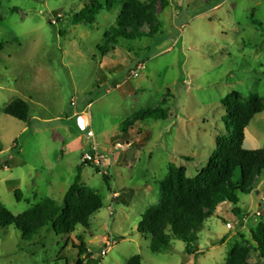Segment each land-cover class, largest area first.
<instances>
[{
  "label": "rangeland",
  "instance_id": "rangeland-1",
  "mask_svg": "<svg viewBox=\"0 0 264 264\" xmlns=\"http://www.w3.org/2000/svg\"><path fill=\"white\" fill-rule=\"evenodd\" d=\"M90 1L0 0V205L15 216L47 198L64 207L79 173L104 203L71 236L48 227L23 241L15 227H0V264H76L82 242L85 264L134 256L143 264H227L234 249L246 252L244 264H264L253 238L264 225V175L237 206L219 204L190 246L171 236L154 254L138 232L170 167L195 178L218 139L230 137L222 101L235 91L242 101L264 99V0H117L93 23L75 25ZM128 1L150 20L142 30L159 32L115 44L111 29ZM139 64L146 70L135 77ZM17 99L30 105L28 123L4 114ZM159 107L166 121H140L122 134L135 113ZM94 145L101 174L83 165ZM244 148L264 149V112L245 130Z\"/></svg>",
  "mask_w": 264,
  "mask_h": 264
},
{
  "label": "trees",
  "instance_id": "trees-1",
  "mask_svg": "<svg viewBox=\"0 0 264 264\" xmlns=\"http://www.w3.org/2000/svg\"><path fill=\"white\" fill-rule=\"evenodd\" d=\"M116 4L117 0H105L104 4L99 0H91L74 17V23H93L101 11L111 10ZM144 21L150 20L142 10L129 1L125 3L115 27L111 29L113 42L118 44L120 40L154 37L159 32V27H151L150 33H146L142 30ZM101 51L104 54L107 52L105 48ZM221 104L226 111L225 122L229 127L230 137L218 139L217 148L212 152L208 165L195 178H188L185 168L171 166L161 185V201L141 217L138 232L150 238V250L154 254H160L169 248L171 236L184 241L188 246L195 243L198 233L215 215L219 204L229 202L237 206L239 194L250 195L256 178L264 175V149L244 148L245 130L257 115L264 112V99L252 95L242 101L241 93L235 91ZM4 114L28 123L31 108L27 102L17 99L4 108ZM168 116V110L161 107L138 111L123 123L121 132L126 135L140 121H166ZM95 169L98 174L102 173L98 167ZM105 180L109 182L107 176ZM103 207V200L91 188L83 185L79 173L65 196L64 207L47 198L15 216L0 205V227H15L23 241H32L48 227L59 236H71L78 226L88 228L91 218ZM235 212L240 215L241 209H236ZM253 238L264 254V225L258 226ZM88 254L89 251L82 242L76 264H85L87 259L81 258ZM245 257V251L234 249L227 264H244ZM127 264H143V260L141 256H134Z\"/></svg>",
  "mask_w": 264,
  "mask_h": 264
},
{
  "label": "built area",
  "instance_id": "built-area-1",
  "mask_svg": "<svg viewBox=\"0 0 264 264\" xmlns=\"http://www.w3.org/2000/svg\"><path fill=\"white\" fill-rule=\"evenodd\" d=\"M144 70H146V65L145 64H139L136 68V70H134L132 72L133 76L137 77L138 75H140ZM88 137L91 139H95V134L93 131H89L87 133ZM104 159L103 155H101V153L99 152V149L94 145L91 152L85 153L83 156V160L85 163H92L93 165H95V167H99L101 165L102 160ZM243 219V218H242ZM237 223H228L227 224V228L232 229L234 225L238 224V221H236ZM113 242V240H112ZM111 245L110 243H108V247L107 249H105L102 253L101 256L106 257L107 254L109 253L110 249H111Z\"/></svg>",
  "mask_w": 264,
  "mask_h": 264
}]
</instances>
